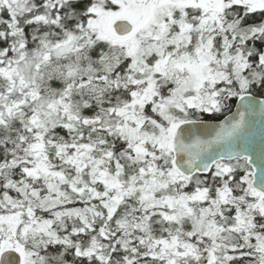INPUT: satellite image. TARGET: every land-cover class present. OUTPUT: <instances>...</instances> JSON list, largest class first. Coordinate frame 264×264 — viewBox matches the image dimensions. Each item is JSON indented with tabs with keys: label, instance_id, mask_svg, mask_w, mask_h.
I'll use <instances>...</instances> for the list:
<instances>
[{
	"label": "snow or ice",
	"instance_id": "1",
	"mask_svg": "<svg viewBox=\"0 0 264 264\" xmlns=\"http://www.w3.org/2000/svg\"><path fill=\"white\" fill-rule=\"evenodd\" d=\"M0 264H264V0H0Z\"/></svg>",
	"mask_w": 264,
	"mask_h": 264
}]
</instances>
